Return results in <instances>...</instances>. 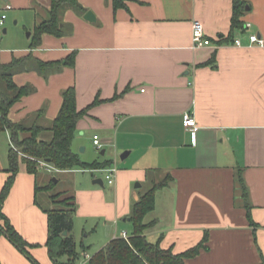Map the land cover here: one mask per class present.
Returning a JSON list of instances; mask_svg holds the SVG:
<instances>
[{"label":"crops","instance_id":"obj_1","mask_svg":"<svg viewBox=\"0 0 264 264\" xmlns=\"http://www.w3.org/2000/svg\"><path fill=\"white\" fill-rule=\"evenodd\" d=\"M248 1L242 20L251 28L244 25L228 41L233 0H126L119 9L113 0H80L87 12H65L67 33L45 34L41 45L32 48L35 28L49 17L51 0H0V13L11 11L19 17L31 12L35 17L26 43L0 49L1 64L33 57L14 68L15 84L34 91L12 107L10 120L50 128L62 108L63 92L72 87L79 110L100 101L79 121L72 148L83 162H111L117 170L115 183L94 175L104 173L106 178L102 169L54 170L62 176H93L72 191L55 192L62 195L60 200L73 199L79 251L91 244L96 248L72 264H90L112 240L124 233L130 237L133 206L167 176L173 181L156 193L155 209L145 218L152 224L145 233L148 241H161L163 248L179 254L208 234L209 249L186 264L264 263V47L250 46L248 38L257 34L264 40V0ZM89 11L95 21L85 18ZM194 20L202 22L212 45L192 48ZM238 38L242 46L234 45ZM74 52V68L44 74L37 67V59L59 61ZM31 62L34 65L21 68ZM186 112L196 118V134L184 127ZM95 135L100 136L101 149L94 144ZM41 137L50 140L52 133ZM10 149V133L0 132V193L11 176ZM52 171L41 164L36 175L22 164L3 205L39 264H55L47 247L44 210L57 207L51 199L54 188H46ZM240 172L256 226L237 187ZM100 179L103 185L96 182ZM0 260L34 264L5 236L0 238Z\"/></svg>","mask_w":264,"mask_h":264},{"label":"trees","instance_id":"obj_2","mask_svg":"<svg viewBox=\"0 0 264 264\" xmlns=\"http://www.w3.org/2000/svg\"><path fill=\"white\" fill-rule=\"evenodd\" d=\"M113 2L115 9L126 6V0H113ZM248 6V0H233L232 33L228 41L233 39L236 30L244 28L245 24L242 18L246 15ZM69 9L80 15L87 12L80 0H51V7L48 10L49 17L40 22L35 28L31 43L32 48L41 45L42 37L45 34L63 37L67 33L69 27L64 22L63 16ZM76 57L77 53L74 52L63 60L44 62L37 59L36 62L39 71L46 74L48 71H59L66 67L74 68ZM30 59H33V57L15 59L9 64L0 63V132L8 131L11 137L10 168L8 170L11 176L0 193V238L7 237L32 263L39 264L29 252L27 242L3 213L4 202L22 164L26 166L29 173L37 175L41 168V162L47 163L59 171L107 169L112 166V163H86L74 152L72 145L77 134L79 121L88 115L93 106L100 102L96 100L91 106L79 110L77 93L74 87L63 92L62 108L50 128L39 125L26 126L23 123H14L10 120L9 114L12 107L23 97L34 91L30 86H17L13 80L14 68L24 65ZM46 131L52 133L50 140L41 137ZM172 181L173 178L167 176L162 181L155 182L133 206L132 213L128 217L133 226V232L129 239L118 237L112 240L105 248L95 253L89 263L186 264V259L195 258L202 250H208V234L205 235L200 244L179 254L174 253L172 249L163 248L161 241L157 243L148 241L145 233L152 227V224L145 223V218L155 209L156 193L167 187ZM236 183L241 191L243 205L248 212L249 221L252 226H256L251 214L253 206L250 201L249 190L241 172L236 176ZM46 188L47 190L53 189L54 183L51 181ZM61 196L57 194L51 198L57 205L56 209L48 210L44 208L49 220L50 234L47 247L55 264H72L87 250L83 248L82 251H79L73 234L76 210L73 199L60 200ZM65 232H67V235H65ZM0 264H2L1 260Z\"/></svg>","mask_w":264,"mask_h":264},{"label":"rangeland","instance_id":"obj_3","mask_svg":"<svg viewBox=\"0 0 264 264\" xmlns=\"http://www.w3.org/2000/svg\"><path fill=\"white\" fill-rule=\"evenodd\" d=\"M8 14H9V18H8ZM6 15H7V19H6L5 26H0V49L1 50L6 49L8 46L20 44L21 40L23 41L25 40V43H26V40L29 39L28 34L34 31L35 17L33 13L24 12L23 15H20L19 17H15L11 11H8ZM15 18L19 19V23L16 24ZM40 20H41V17H40ZM4 29H7L8 33H4ZM31 65H34V64L31 62L21 68L22 69L29 68ZM48 175L51 177V181L55 183L54 189L52 191L54 194L52 195V197L56 196L55 192L57 193L65 192L67 191V189L72 191L73 189H75L79 181L84 180V179L85 180L90 179L93 177L91 174H87V173H77L76 175H74V177H71V175L62 176V175L57 174L56 171L54 170L51 173H48ZM94 175L97 177H101L103 178V180L106 181L104 173H96ZM55 179L57 182L55 181ZM140 189H141V192H144L146 191V186ZM45 193L46 192L44 191L40 192V196H42V199H44L43 196L45 195ZM73 234H75L74 231H73ZM86 246H87L86 250L90 251V253H94L96 251L95 246H93L92 244L90 246L88 245Z\"/></svg>","mask_w":264,"mask_h":264},{"label":"built area","instance_id":"obj_4","mask_svg":"<svg viewBox=\"0 0 264 264\" xmlns=\"http://www.w3.org/2000/svg\"><path fill=\"white\" fill-rule=\"evenodd\" d=\"M10 9H11V6L8 5L6 7V10H10ZM6 19H7L6 13L4 12L0 13V26H5ZM245 27L249 29L251 28V24L247 23ZM248 38H249L250 46L256 45V46L264 47V40L261 37H259L257 34H250ZM210 45H212V40L208 38L204 25L202 24L201 21L194 20L192 24V48L194 50L195 49L197 50V49L205 48ZM234 45L242 46L241 39L239 38L236 39L234 42ZM183 123H184V127L186 128V130L194 134H196L197 131L199 130L196 118L190 112H186L184 114ZM94 144L98 149L102 148L101 139L99 135L94 136ZM41 164L44 167H46V169L49 171L55 170L54 167H52L51 165L47 163L41 162ZM101 171H104L106 173V180L108 181L110 185H113L115 183V173L117 171L116 168L110 167L107 169H102ZM122 237L127 240L129 239V236L126 233H124Z\"/></svg>","mask_w":264,"mask_h":264},{"label":"water","instance_id":"obj_5","mask_svg":"<svg viewBox=\"0 0 264 264\" xmlns=\"http://www.w3.org/2000/svg\"><path fill=\"white\" fill-rule=\"evenodd\" d=\"M249 10V7H247V11ZM85 18L87 19V20H89V21H95L96 20V17H95V15L93 14V12H91V11H89L87 14H86V16H85ZM6 31V30H5ZM31 34L29 33L28 34V36H30ZM126 155V154H125ZM126 156H122V158H125ZM55 181H56V179H55ZM96 182H98V183H100L101 185H103L104 184V182H103V180H97ZM138 186H140V185H138ZM65 235H67V232H65Z\"/></svg>","mask_w":264,"mask_h":264}]
</instances>
